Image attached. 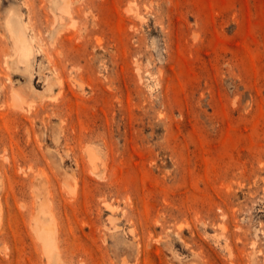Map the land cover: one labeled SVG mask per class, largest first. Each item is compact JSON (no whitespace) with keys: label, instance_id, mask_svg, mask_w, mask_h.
I'll return each mask as SVG.
<instances>
[{"label":"rangeland","instance_id":"1","mask_svg":"<svg viewBox=\"0 0 264 264\" xmlns=\"http://www.w3.org/2000/svg\"><path fill=\"white\" fill-rule=\"evenodd\" d=\"M64 6L0 0V264H264V0Z\"/></svg>","mask_w":264,"mask_h":264},{"label":"bare ground","instance_id":"2","mask_svg":"<svg viewBox=\"0 0 264 264\" xmlns=\"http://www.w3.org/2000/svg\"><path fill=\"white\" fill-rule=\"evenodd\" d=\"M65 6L64 11L69 12L68 8V2L69 0H64ZM24 28V27H22ZM10 31H12L10 29ZM12 38L15 40L16 48H19L22 50L24 54H28L31 51V43L29 41V38L25 31H21L18 35L14 34V31H12ZM107 207L113 208L114 205L112 203L107 202ZM33 221L31 224V227L33 231L36 233L37 239H39L40 242H42V253H43V264H67V260L72 257V255H75L76 249L71 247L69 244H66L65 249L62 250V248L59 245V241H61L63 235H65L66 239L69 240V230L65 228V226L58 224V223H51L47 225H42L43 221L40 219L38 215L33 216ZM187 226L189 225V222H186ZM223 227H225L224 224H222ZM134 227V225H133ZM172 230H174L176 233H180L183 231V225L179 224L178 226H175ZM135 231L134 228L131 229V232L133 233ZM130 232V233H131ZM134 234V233H133ZM114 235V233H113ZM137 237V234H135ZM143 236V235H142ZM134 237V238H136ZM139 245V244H138ZM225 249L228 250L230 255H233L234 250L230 243L225 242L224 244ZM260 249L250 251L247 253V260L244 261L246 264H252L256 262V252H259ZM63 251L66 253L63 254Z\"/></svg>","mask_w":264,"mask_h":264}]
</instances>
